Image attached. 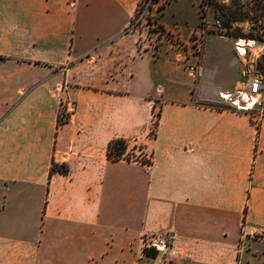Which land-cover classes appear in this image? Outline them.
Segmentation results:
<instances>
[{"label":"crops","instance_id":"obj_1","mask_svg":"<svg viewBox=\"0 0 264 264\" xmlns=\"http://www.w3.org/2000/svg\"><path fill=\"white\" fill-rule=\"evenodd\" d=\"M139 1L0 0V264H264L263 112L216 105L233 38L192 75L181 43L141 46ZM117 138L152 162L109 158Z\"/></svg>","mask_w":264,"mask_h":264},{"label":"rangeland","instance_id":"obj_2","mask_svg":"<svg viewBox=\"0 0 264 264\" xmlns=\"http://www.w3.org/2000/svg\"><path fill=\"white\" fill-rule=\"evenodd\" d=\"M208 1L205 7L203 6V0L197 6L193 4L194 0H160L151 7H147L146 3L142 2V5H140L141 12L135 15L131 27L143 34L140 41L141 46L152 44L154 47H158L163 42L175 41L176 43H181L179 46L185 50L189 49L191 53L182 60L184 70L187 64L195 65L196 61L199 63L203 41L208 34L220 33L229 36L255 37L259 40L258 42L261 47L254 50L253 57L257 58L259 68L264 75V0ZM161 5L165 8L162 9ZM235 12L239 13L238 16H235L237 15ZM162 18H164L170 27L175 25L184 27V39L179 40L180 36L178 34L172 31L168 32L169 27H165L162 23ZM217 20L221 22V26L217 24ZM196 21H198L196 29L189 30L191 25ZM221 27L223 30H221ZM204 30L205 32H203ZM198 32L204 33L201 43L195 42V38L198 35L196 33ZM210 47L220 48L222 51L227 52L229 40L216 37L212 40ZM189 57H193L196 61H189ZM216 105L230 108L229 105L222 101L216 103ZM159 112V108L155 109L154 119L158 117ZM262 112V107H257L254 109L253 114L256 116ZM134 145L138 146L137 143H134ZM134 145L130 143L129 149L133 148ZM137 148L134 151L136 157L144 158L140 151L141 149ZM146 247L155 248L154 246Z\"/></svg>","mask_w":264,"mask_h":264},{"label":"built area","instance_id":"obj_3","mask_svg":"<svg viewBox=\"0 0 264 264\" xmlns=\"http://www.w3.org/2000/svg\"><path fill=\"white\" fill-rule=\"evenodd\" d=\"M151 0L145 1L147 7H149ZM209 1L203 0V6L205 7ZM217 24L221 26V22L217 20ZM221 30L222 27H221ZM205 32V30L203 31ZM195 42H202L204 33L198 32ZM233 38L234 51L243 63L242 79L232 91H221L219 97L222 102L229 105L230 108L236 111L249 112L253 116V111L257 107L264 106V75L261 72L256 57H253L255 49H259V40L255 37L247 36H231ZM264 48V47H263ZM262 48V50H263ZM260 52V51H259ZM197 64H187L185 71L194 75L197 71ZM76 105L74 102L64 100L61 102L59 109V121L69 120L72 113L75 111ZM157 119H154V125L151 134L156 135L157 133ZM260 126V121H257V127ZM130 145V144H129ZM135 146V145H134ZM130 148V146H129ZM127 155V154H126ZM142 160L146 164L152 162V155L150 153H143ZM168 240L162 239L155 241L153 246L159 251H165L168 248Z\"/></svg>","mask_w":264,"mask_h":264},{"label":"trees","instance_id":"obj_4","mask_svg":"<svg viewBox=\"0 0 264 264\" xmlns=\"http://www.w3.org/2000/svg\"><path fill=\"white\" fill-rule=\"evenodd\" d=\"M145 1H147V0H140L139 1L138 7H137V11H136L135 15L137 13L140 14V12H141L140 5H142L141 3L142 2L144 3ZM159 1L160 0H151V2L149 4V7H151L153 4H155L156 2H159ZM161 8L164 9L165 7L164 6L162 7V5H161ZM235 14H237L235 16H238L239 13L235 12ZM134 18H135V16H134ZM134 18H133V20H134ZM133 22L134 21H132V23ZM132 23H131V25H132ZM219 108H225V107L219 106ZM159 115H160V112H159L158 116ZM263 116H264V107H263ZM67 121H69V120L59 121V123L63 124L65 122H67ZM129 144H130V142L127 141L126 139H123V138H117V139H114V140L110 141L109 146H108V156H109V158H111L113 160L126 159L128 161L137 160V159L140 160L134 154L135 153L134 151L137 148V146H134L133 148L129 149ZM55 171L68 173L69 169H68V166L66 164L58 165V164L54 163L53 166H52V172H55ZM144 252H145V254H147L149 256H154V257H156L159 254V251L156 248H149V247H146L144 249Z\"/></svg>","mask_w":264,"mask_h":264}]
</instances>
